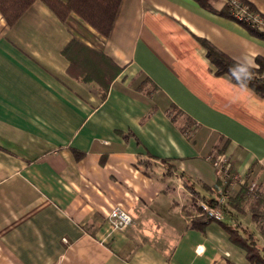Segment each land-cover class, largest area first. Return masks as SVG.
<instances>
[{
	"label": "crops",
	"instance_id": "crops-1",
	"mask_svg": "<svg viewBox=\"0 0 264 264\" xmlns=\"http://www.w3.org/2000/svg\"><path fill=\"white\" fill-rule=\"evenodd\" d=\"M210 3L121 0L108 37L41 0L13 25L0 13V264H252L219 221L191 226L215 148L264 188V97L216 75L202 42L256 66L264 40Z\"/></svg>",
	"mask_w": 264,
	"mask_h": 264
},
{
	"label": "trees",
	"instance_id": "trees-1",
	"mask_svg": "<svg viewBox=\"0 0 264 264\" xmlns=\"http://www.w3.org/2000/svg\"><path fill=\"white\" fill-rule=\"evenodd\" d=\"M34 1L36 0H0V13L8 25H13ZM41 1H43L62 21H66L72 13H75L104 37H108L111 32L121 3V0H68L67 2H63L62 0ZM196 1L204 8L213 10L210 3L211 0ZM244 1L248 2L246 0ZM219 13L227 18L235 19L230 10V3L227 0H225V4L219 10ZM243 25L251 34L264 40V30L252 28L246 24ZM202 42L207 48L209 59L216 68V75H229L233 83L240 84L230 73V69L240 63L215 48L208 41L202 40ZM72 44L80 43L76 39H73L71 45ZM68 50L69 46L64 50V53L67 55ZM71 66L73 67V73L75 72L74 74L78 75V65L72 60V58ZM251 73V79L244 81V86L254 90L264 97L263 57L259 56L256 58V66L251 68ZM79 77L85 81L91 79L90 74L85 72H81ZM174 110H176V108L174 109L173 107L172 111ZM218 156H224L223 148H215V150L209 154V161L213 163ZM236 174L237 172L231 163L227 173V183L223 185L224 191H229L231 189L230 182L234 179ZM216 184H221L219 179ZM251 184L252 182L246 177L243 183L238 184L239 189L237 192L233 195H229L227 201L223 204L225 216L234 219V223L229 224L223 220L219 222L229 233L230 239L245 250L250 263L264 264V246L261 244L259 236L255 230L237 219L239 214H250L251 220L257 224L259 233L264 238V188L256 184L254 189H250ZM184 185L190 191L194 205H196L197 202L204 200L205 197L202 196L192 184H189L184 180ZM205 202L208 204H214L215 198H209ZM196 209L199 213H202L201 206H197ZM211 221L215 220L205 214H201L192 219L191 226L197 229H202Z\"/></svg>",
	"mask_w": 264,
	"mask_h": 264
},
{
	"label": "built area",
	"instance_id": "built-area-1",
	"mask_svg": "<svg viewBox=\"0 0 264 264\" xmlns=\"http://www.w3.org/2000/svg\"><path fill=\"white\" fill-rule=\"evenodd\" d=\"M227 1L230 3V10L236 21L246 24L252 28L264 30V18L261 17L260 14L253 12L246 6L241 5L239 0ZM207 160H210L209 156L207 157ZM212 164L215 168L217 178L220 180L221 184H216L214 187L215 203H202V213H200V215L205 214L215 221H221L225 216L223 204L227 201L229 196V191H224L223 185L227 183V173L231 162L225 156H218ZM244 180L245 178L243 176L236 174L234 179L230 182V186L233 187L239 183H243ZM255 186L256 183L252 182L250 189H254ZM108 218L112 230L123 229L132 223L131 215L121 205L114 206L110 211Z\"/></svg>",
	"mask_w": 264,
	"mask_h": 264
},
{
	"label": "clouds",
	"instance_id": "clouds-1",
	"mask_svg": "<svg viewBox=\"0 0 264 264\" xmlns=\"http://www.w3.org/2000/svg\"><path fill=\"white\" fill-rule=\"evenodd\" d=\"M254 66L253 62L245 57L242 63L230 69L232 77L240 83L241 88L244 87V81L251 79V68Z\"/></svg>",
	"mask_w": 264,
	"mask_h": 264
},
{
	"label": "rangeland",
	"instance_id": "rangeland-1",
	"mask_svg": "<svg viewBox=\"0 0 264 264\" xmlns=\"http://www.w3.org/2000/svg\"><path fill=\"white\" fill-rule=\"evenodd\" d=\"M246 1H248V0H246ZM239 2H240L241 5L246 6L247 8H249L250 10H252L253 12H256V13L260 14L261 17L264 18V14L261 13V12H259V11L257 10V8H255V6H254L250 1L245 2L244 0H239ZM250 3H251L252 5H251ZM253 7H254L255 9H254ZM238 189H239V185H235V186L231 187V189L229 190L228 194H229V195H233V194H235V192H237ZM192 204H193V202H192ZM193 211H194V213H195L196 215H200V213H199V211H197V209H193ZM238 216H239V219H240L241 221H243V223H244V221H247V220H248L249 223L252 224V223H251V217H250L249 214H239ZM255 227H256V226H255Z\"/></svg>",
	"mask_w": 264,
	"mask_h": 264
}]
</instances>
